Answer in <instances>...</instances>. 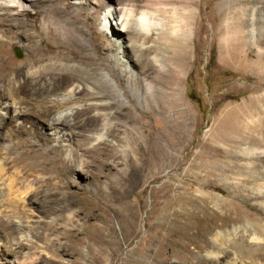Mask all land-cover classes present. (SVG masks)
<instances>
[{"label":"rangeland","instance_id":"1","mask_svg":"<svg viewBox=\"0 0 264 264\" xmlns=\"http://www.w3.org/2000/svg\"><path fill=\"white\" fill-rule=\"evenodd\" d=\"M241 1L197 0V16L186 64L171 66L169 72L162 75L152 67L146 74L148 82L161 91L177 92L180 86L181 98L190 110L189 116L175 113L174 118H169L166 113L157 111L156 107L141 109L127 89L126 79L119 77V68H124L123 65L119 64L118 71L111 73L116 80H120L127 97L122 114L130 111L133 117L138 118L145 132L143 143L146 147L156 145L159 147V155H162V150L165 151L167 157L162 156L164 159L159 163L151 164L147 149L142 153L130 147L127 155L121 150L114 153L110 149L111 141L116 144L114 137L109 142L91 145L89 136L99 127L100 122L96 126L91 122L94 113L88 109L90 97L82 84L79 101L83 106L79 111H74L72 124L74 131L78 133L77 145L84 164L80 171L70 172L69 179L75 182V186L62 184L61 187L64 188L58 190L59 178L68 182L65 170L72 166L68 158L67 143L61 144L62 148L56 153V157L48 148H55L59 143L53 141L49 146H43L30 134V130L34 128L42 135L49 132L38 117L39 108L49 107V102L30 100V112L35 116L24 117L18 125L14 118L4 121L0 116L2 142L10 145L11 156L15 158V163L6 171L3 181L6 182L2 187H9L16 195L26 192L22 196L25 200L21 202L18 198L9 197L7 193L2 199L6 203L4 213L12 224L7 230L0 227V264H102L96 256L87 259L86 255L89 254L90 243L92 251L104 248L99 240L105 239L101 234L109 228L115 231L113 242L119 246L118 250L113 249L111 258L105 259L104 264L233 263L232 249V254L220 261L208 258L207 255L216 252L209 247L213 245V232L224 227V215L221 212L225 213L224 207L219 210L213 206L209 199L211 194H218L227 200L236 197L238 204L246 206L241 210L242 214L250 213L248 210H251L264 223V200L257 199L258 194L264 192V180L246 183L238 189L236 183L241 176L236 173L222 176L213 172L211 160L209 162L216 150L222 153L218 157L222 164L231 161L224 152L227 144L214 140L218 143L216 144L210 140V133L216 129V118L222 116L227 105H239L250 96L264 91V87H258L259 83H264V76H259L255 69L244 68L246 65L241 62L243 54H251L250 58L254 60L258 50L264 47V6L258 0H251L247 7H243ZM143 3L144 0H141V5ZM250 6L259 7L254 11V21L250 19L253 14V7ZM56 8L62 9L60 18L68 27L76 28L84 38L87 53L97 54L96 61L92 60L86 65L89 69L103 61L112 62L107 58V53L113 48L111 43L114 40L107 36L103 25L105 10L97 7L93 0H45L36 7L26 8V12L33 13L29 18L23 15L24 11H20L14 19L30 26V33L36 36L38 47L42 53L50 56V49L58 45L48 32H44L42 20L44 11L50 12ZM35 18H38L42 35L37 34L34 28ZM251 31L254 33L255 43L249 36ZM20 32L15 34V44L10 49L9 56L14 63L24 61L28 53L27 42L20 38ZM53 35L58 37L55 32ZM67 44L78 50L72 43ZM125 44L131 45L128 40ZM113 50H117V47ZM98 57L101 61H97ZM128 60L134 63L139 72L137 56L130 54ZM78 61L71 59L70 65L78 66ZM50 63L47 61L43 64ZM71 78L72 75L69 76ZM7 84L8 79L5 82ZM6 96L0 90L1 104L5 102ZM4 108L5 104L0 108V115ZM108 111L115 113L121 110L113 105V109ZM54 115L51 113L46 120H52ZM123 120L118 118L114 121L123 125ZM128 124L132 126V123ZM184 124L186 127L182 126ZM118 130L119 137H123L124 128ZM207 141L211 143V149L204 148ZM261 151L256 154L260 155ZM201 157L209 163L200 168ZM260 170L264 171V165ZM88 176L91 178H87ZM94 176H98L99 181ZM6 178L12 180L7 181ZM28 182L33 183V189H26ZM99 187L102 188L98 189ZM58 191L71 193L69 201L60 203L55 197ZM69 202L73 204L70 208L66 206ZM4 219L0 216V224ZM20 222L23 224L22 230L17 228ZM246 223L229 222L224 230L240 228ZM159 224H164L162 235L170 233L172 237L169 242L162 244V253L157 255L158 241L163 240L160 235V239L154 242ZM65 228L82 234L79 236L82 244L76 247L81 257L54 255L55 249L76 246L66 240H58L54 230L60 232ZM89 231L93 232L94 238L89 239L85 235ZM28 232L33 237L30 242L20 239L22 234ZM17 240H20V244L13 246L12 243ZM246 262L251 264L252 261L246 259Z\"/></svg>","mask_w":264,"mask_h":264},{"label":"bare ground","instance_id":"2","mask_svg":"<svg viewBox=\"0 0 264 264\" xmlns=\"http://www.w3.org/2000/svg\"><path fill=\"white\" fill-rule=\"evenodd\" d=\"M93 1L97 7H102L105 10L103 25L107 31V36L114 40V42L111 43L113 48L107 53V58L111 59L112 62L105 63L103 61L97 63L95 68L89 69L86 65L90 64L92 60L96 61L95 55L97 54L92 55L89 52L87 53L84 38L80 36L76 28L68 27V24L60 18V14L63 12L61 8L53 9L50 12L44 11L42 20L43 30L45 33L48 32L49 36L58 45V47L50 49L49 56L42 53L38 47L36 36L30 33V26L14 19L16 13L20 11H24L25 14L23 15L29 18L33 13L26 12V8L36 7L38 4L44 3L45 0H0V90L7 95L5 102H2L5 104V108L0 116L4 121L14 118L18 125V122L24 117L35 116V114L30 112V100L35 102H45L46 100L49 102V107H40L39 111L37 110L39 119L47 126L49 132L42 135L34 128L30 130V134L34 135L38 139L39 144L41 143L43 146H49L53 141L59 143L55 148L47 147L56 157H58L56 153L60 152L62 148L61 144L64 142L67 143L68 158L72 166L65 170V178L68 182L62 181L59 178L57 185L60 186L57 188L58 190L64 188L61 187L62 184L75 186V182L69 179L70 172L80 171L84 164L80 159V152L77 145L78 140L76 136L78 133L74 131V125L72 124L74 111L76 109L79 111L83 106L79 101V95L82 94L80 92L82 84L85 87L84 90L86 89L88 91L90 97L88 102L91 104L88 109L94 113L91 122L95 126L100 122L99 127L89 136L92 141L91 145L109 142V139L114 137L116 144H113V141H111L110 145V149L114 153L121 150V152L127 155L130 147L139 152L147 149L151 164L162 161L164 159L162 156L167 157L166 153L162 150V155H159V147L156 145L149 148L146 147V144L143 143V134L145 132L142 130L138 118L133 117L130 111L122 114L127 97L121 87L120 80H116L111 73L118 71L119 64L123 65L124 68H119V77L126 79L127 89L132 93L134 100L141 109L149 110L156 107L157 111L160 110L162 114L166 113L169 118H174L175 113L186 116H189L190 113L189 107L181 98L182 90L180 86H178L177 92L175 90L169 93L161 91L152 83L148 82L146 74L152 67H155L159 74L162 75L168 73L169 67L171 66L178 67L180 63L186 64L187 57H189V50L191 49L190 41L193 35L194 20L197 16V0H168V3H178L187 10V14L183 16L185 24L182 27L181 35L177 37H172L166 32L153 33L148 37L136 36L131 32L126 33L120 29L118 23L119 11L117 4L121 0ZM250 1L242 0L243 7H247L246 5L251 3ZM137 3L141 4V0H137ZM258 3L264 6V0H258ZM257 8L259 7L255 6L252 8L253 14L250 18L251 21L255 19L254 11ZM35 15L37 16V13ZM34 28L37 34H43L39 30L38 18H35ZM18 31H21L20 38L27 42L28 53L24 61L14 63L9 55L11 47L15 44V34ZM253 31H251L249 36L251 35V40L255 43ZM53 32L58 37H55ZM127 40L130 42V46H126L125 43ZM260 40L262 39L260 38ZM69 42L75 45L78 50L70 48L67 44ZM115 47H117V50H113ZM263 48L258 50L255 54L256 59L254 58V60L250 58L251 54L247 53L241 57V62H244L246 65L243 67L257 70L259 76H264ZM130 54L137 56L139 72L136 71L134 63L129 62L128 57ZM71 59L79 60V65L71 66ZM47 61L51 63L43 64ZM97 61H101V59L98 57ZM70 75H72L71 79H69ZM7 79L8 84L5 85ZM258 87H264V83H259ZM3 104L0 103V108ZM113 105L118 106L121 111L115 113L109 112L108 110L113 109ZM51 113L55 114L54 118L52 120H46ZM118 118L124 119L122 121L123 125L114 121L118 120ZM103 121H107L105 125L106 130L101 128ZM128 122L132 123V126ZM182 126L186 127V124ZM215 127V130L212 129L214 132L210 133V140L216 144L218 143L215 141L226 143L228 147H225L224 152L231 161L222 164L218 159L222 153L216 150L215 154H212L209 159V162L211 160L210 164L213 172H218L222 176L227 173H236V175L241 176L238 179L239 182L236 183L238 189L246 183H256L259 180H264V171L260 170V167L264 165V91L250 96L239 105H227L222 111V116L216 118ZM121 128H124L123 137H119L120 132L117 133L119 131L118 129ZM210 145L211 143L207 141L204 148L211 149L212 147ZM10 148V145L2 142L0 136V214L2 213L0 216L5 218L0 224V227L6 230L11 228L12 223L3 210L6 204L2 201L4 195L7 193L9 197L13 196V198H18L17 200L21 202L25 200L22 196L26 193L24 191L16 195L6 185V188L2 187L6 182H3L6 171L10 169L11 164L15 163V158L11 156ZM259 150H262L260 155L256 154ZM41 154L39 153V155ZM209 162H205L202 159L200 168ZM11 178L13 179V177ZM87 178L91 177L88 176ZM94 178L96 181H99L98 176H94ZM12 179L6 178L7 181ZM2 182L3 184H1ZM32 184L28 182L26 189H33ZM101 188L99 187L98 189ZM235 192L237 193V190ZM55 197L60 203L68 202L71 193H59L58 191V193H55ZM209 199L217 209L225 208V213L221 212L224 215H221L224 219V227L229 222L237 223L244 221L247 223L240 228L224 230L222 226L218 231H214L212 234L213 245L209 248L215 249L216 252L207 254L208 258L220 261L232 254L230 250L232 249L234 251L232 264H250L246 262V259L252 261L251 264H260L261 262L264 264V223H262L261 219L256 218L254 212L251 210H248L250 213L242 214L241 210L246 206L238 204L236 197L227 200L218 194H211ZM257 199L263 201L264 192H260ZM176 202L178 201L176 200ZM72 205L69 202L66 206L70 208ZM238 205L240 208H238ZM17 228L22 230L23 224L20 222ZM163 228L164 224L158 225L154 242L160 239ZM104 232L101 235H104L105 239L100 237L101 240H99L101 246H104V248L97 252L92 251V244L90 243L88 245L89 254L86 255L87 259L88 257L92 259L93 256H96L98 262L102 264L105 263V259L109 260L111 258L113 249L118 250L119 246L116 242H113L115 240V231L113 229H105ZM54 233H56L58 240H66L67 242L76 244L75 247H71L70 249H55V256L81 257L76 247L82 244V238H79L82 234L78 233L77 230L66 228L60 232L54 230ZM85 235L89 239L94 238L92 231L87 232ZM21 236L20 239L28 242L33 238L30 232L24 235L22 234ZM171 237L172 235L170 233L165 236L162 235V242L158 241L159 249L157 255L162 253V244L164 245L169 242ZM109 238L110 241L108 240ZM18 244H20V240L12 243L13 246H17ZM44 251L48 252L47 250ZM241 260L245 262L243 263Z\"/></svg>","mask_w":264,"mask_h":264},{"label":"clouds","instance_id":"3","mask_svg":"<svg viewBox=\"0 0 264 264\" xmlns=\"http://www.w3.org/2000/svg\"><path fill=\"white\" fill-rule=\"evenodd\" d=\"M117 9L120 29L140 37L157 32L177 37L185 24L183 16L187 14V10L178 3H168V0H144L142 5L137 0H121ZM106 124L107 121H103L101 128L106 130Z\"/></svg>","mask_w":264,"mask_h":264}]
</instances>
